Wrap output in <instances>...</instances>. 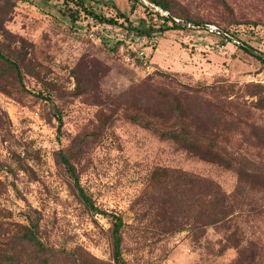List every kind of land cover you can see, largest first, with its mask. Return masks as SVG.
Here are the masks:
<instances>
[{
	"label": "rangeland",
	"instance_id": "rangeland-1",
	"mask_svg": "<svg viewBox=\"0 0 264 264\" xmlns=\"http://www.w3.org/2000/svg\"><path fill=\"white\" fill-rule=\"evenodd\" d=\"M73 1L66 2L76 8ZM176 1L189 16L224 29L230 38L201 27L162 29L154 12L161 13L146 0L87 1L117 24L97 23L81 10L70 23L60 12L62 0H0V41L11 40L14 47L24 42L38 70L37 77L23 74L24 87L41 94L0 86V165L6 166H0V213L9 214L1 220L22 221L26 207H35L47 244L77 247L111 263L108 217L79 209L54 152L91 129L98 108L144 96L143 83L183 90L194 122L211 129L227 150L264 162L263 144L253 133L264 130V109L253 105L255 97L244 86H264V63L238 45L264 56V0ZM138 18L151 26L150 36L125 28ZM73 74L82 84L77 95L69 93ZM79 157V183L93 204L125 223L121 264H264V190L238 193L230 170L159 139L119 113ZM154 166L218 184L229 206L225 220L197 237L181 209L150 221L139 200L148 199L144 177Z\"/></svg>",
	"mask_w": 264,
	"mask_h": 264
},
{
	"label": "trees",
	"instance_id": "trees-1",
	"mask_svg": "<svg viewBox=\"0 0 264 264\" xmlns=\"http://www.w3.org/2000/svg\"><path fill=\"white\" fill-rule=\"evenodd\" d=\"M66 1L62 0L63 9L60 12L70 23L79 17V10H81L97 23L117 24L114 18L95 13L89 7L88 0H74L73 4L76 8L70 7ZM151 2L165 8L173 17L189 23H209L189 16L184 6L176 0H151ZM116 13L127 20L123 13L118 10ZM154 13L161 19L162 29L183 28L166 16ZM167 22L169 27L166 25ZM125 28L136 36H150L152 31L144 18H138L136 24L127 21ZM222 30L227 33L224 29ZM255 58L264 63L263 57L255 56ZM35 66L22 40L17 47L11 45V40L0 41V86L16 88L40 97L39 92L28 91L24 87L23 74L37 77L38 70ZM73 76L74 88L69 93L77 95L82 91V84L77 75L73 74ZM40 81L46 83L43 80ZM143 84L144 96L132 98L130 102L112 104L106 109L98 108L93 127L77 133L69 146L54 152L56 164L63 169L68 178L66 181L68 192L79 209L87 214L100 213L108 217L109 226L105 235L107 233L111 263L92 256L88 257L77 247L65 249L47 244L41 235L40 211L35 207L27 206L22 213V221L0 219V264H121V230L125 223L120 215L106 213L93 204V200L79 183L77 168L82 148L94 144L105 127L112 123L113 116L117 113L123 119L148 130L159 139L169 140L187 153L230 170L236 176L235 190L238 193L245 189L264 190V162L227 150L216 141L215 133H212L211 129L202 125V122H194L193 112L187 107L184 99L186 93L183 90L175 92ZM244 86L245 93L255 97L253 105L264 109V86L259 83H246ZM51 89L54 92L58 91L57 88ZM57 120H60L59 116ZM253 133L264 147L263 128H257V132L253 130ZM0 166L5 165L1 163ZM144 187L143 194L148 199L139 201L144 203L149 220L158 223L159 215L167 212L174 213L181 209L186 212L184 222L191 229L194 237L201 235L207 226L224 221L229 214L226 195L218 184L206 177H197L182 170L164 166H154L145 174ZM169 208L170 211H167ZM7 216H9L8 213L5 215L0 213V218ZM178 229L180 228L176 230Z\"/></svg>",
	"mask_w": 264,
	"mask_h": 264
},
{
	"label": "water",
	"instance_id": "water-1",
	"mask_svg": "<svg viewBox=\"0 0 264 264\" xmlns=\"http://www.w3.org/2000/svg\"><path fill=\"white\" fill-rule=\"evenodd\" d=\"M146 1L149 2L150 4H152L154 7H156L157 11H159L161 13V15L166 16L170 21H173L176 24H179L181 26H193V27L205 28V29H208L209 31H214L217 34H220V35L224 36L225 38H230L225 32H223L221 29H219V28H217L215 26H212V25H209V24H206V23H197V24L189 23V22L184 21L182 19L173 17L172 15H170L168 13V11L165 8L159 7L158 5H156L153 2H151V0H146ZM236 43H238V42H236ZM238 45L241 46L242 49H244L245 51H247L249 53H252V54H254L256 56H260V57L264 58V56L259 54L258 52L254 51V50H252L250 48H247V47L243 46L240 43H238Z\"/></svg>",
	"mask_w": 264,
	"mask_h": 264
}]
</instances>
